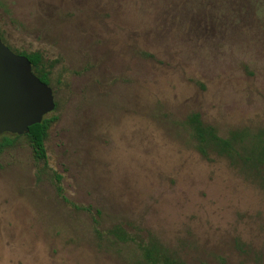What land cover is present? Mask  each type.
<instances>
[{
  "label": "rangeland",
  "instance_id": "1",
  "mask_svg": "<svg viewBox=\"0 0 264 264\" xmlns=\"http://www.w3.org/2000/svg\"><path fill=\"white\" fill-rule=\"evenodd\" d=\"M0 34L41 53L56 102L46 165L25 135L0 152V264H145L114 226L264 264L261 176L186 124L264 132V0H0Z\"/></svg>",
  "mask_w": 264,
  "mask_h": 264
},
{
  "label": "trees",
  "instance_id": "2",
  "mask_svg": "<svg viewBox=\"0 0 264 264\" xmlns=\"http://www.w3.org/2000/svg\"><path fill=\"white\" fill-rule=\"evenodd\" d=\"M0 38L3 41L1 34ZM14 52L25 55L31 62L33 72L41 81L49 84V71H45L43 67V58L40 52ZM47 115L41 122L29 126L28 131L23 134L28 139L35 161L38 163L42 162L44 165H46L47 160L45 139L50 124L56 119L54 116L47 117ZM186 124L196 143V149L202 156L206 157L210 152H214L218 155L226 156L231 161L239 158L250 169H254L264 182V132L259 131L258 133L251 134L245 130H233L229 132L228 136L222 137L217 133L214 126L202 120L198 112L190 113L186 118ZM0 136L1 152L6 147L13 146L15 140L20 135L3 133ZM55 177L57 181L60 180L58 174H55ZM56 189L60 192L61 186L57 185ZM110 232L121 240L125 241L127 237L133 240L145 264H187L175 254H172L167 248L163 247L154 238H149L148 240L137 239L135 236L128 235L119 226H114Z\"/></svg>",
  "mask_w": 264,
  "mask_h": 264
},
{
  "label": "water",
  "instance_id": "3",
  "mask_svg": "<svg viewBox=\"0 0 264 264\" xmlns=\"http://www.w3.org/2000/svg\"><path fill=\"white\" fill-rule=\"evenodd\" d=\"M56 106L52 87L33 72L31 62L0 38V134L23 135Z\"/></svg>",
  "mask_w": 264,
  "mask_h": 264
}]
</instances>
